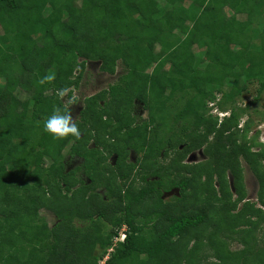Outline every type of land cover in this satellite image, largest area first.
<instances>
[{
  "label": "trees",
  "instance_id": "1",
  "mask_svg": "<svg viewBox=\"0 0 264 264\" xmlns=\"http://www.w3.org/2000/svg\"><path fill=\"white\" fill-rule=\"evenodd\" d=\"M0 27V264H264V145L211 112L264 91V0H0ZM88 60L122 70L82 98L79 138L53 139Z\"/></svg>",
  "mask_w": 264,
  "mask_h": 264
},
{
  "label": "rangeland",
  "instance_id": "2",
  "mask_svg": "<svg viewBox=\"0 0 264 264\" xmlns=\"http://www.w3.org/2000/svg\"><path fill=\"white\" fill-rule=\"evenodd\" d=\"M81 0H78L80 2ZM162 5H166L168 0H159ZM166 2V3H165ZM169 7V5H167ZM227 13L230 15L233 13L232 9L226 8ZM168 14V13H166ZM0 32H3L0 27ZM194 61L192 60L191 63ZM192 66V65H191ZM191 68V67H190ZM122 70L121 61L117 62L116 69L114 73H110L108 71H103L100 69V61L99 60H88L84 72L83 80L81 81L80 89L78 92H75L76 95H79L80 103L76 105L70 106L71 114L73 117L79 114V107L82 103V98L86 95H90L99 90H102L108 86L109 83L116 80L118 73ZM190 71L192 70L189 69ZM230 81V80H229ZM257 87L258 84L256 81L248 82L247 88L240 94L235 95L233 99L226 100L223 99L221 94H217V97L214 103L211 105V112L215 115L223 116V114L228 115L231 109L235 108L238 113V123L239 127L244 128L246 125L249 129L246 132V139L248 142L253 143V150H257L260 146L264 145V91L257 95ZM217 102V103H216ZM210 106V105H209ZM137 114L146 116L147 112L143 108L142 104H138ZM222 118V117H221ZM220 121V120H219ZM240 140L243 139V131H239ZM182 147V145L180 146ZM204 148V147H203ZM203 148L192 150L184 159L187 163L192 162H201L205 160L206 154L204 153ZM114 154L110 155L108 158L109 162L113 163ZM131 160H134V154L131 152L129 154ZM171 156L162 155L158 162L160 165L167 166L170 162ZM78 159H75L71 162V165L77 164ZM243 168V179H244V188L246 191V199L257 202V195L259 190V184L245 162H242ZM138 176V170L135 168L132 172V177L135 180ZM141 184V182L135 183V185ZM101 191V190H100ZM179 195L178 189H173L171 193L164 192L163 198H171L172 196ZM236 195H234L235 197ZM40 212L44 214L49 221V224L52 225L54 223V216L51 211L46 208H41ZM122 229V228H121ZM241 245L238 242H232V249H239ZM111 250V249H110ZM98 252V251H97ZM105 259V258H104ZM101 260V264L103 260Z\"/></svg>",
  "mask_w": 264,
  "mask_h": 264
},
{
  "label": "clouds",
  "instance_id": "3",
  "mask_svg": "<svg viewBox=\"0 0 264 264\" xmlns=\"http://www.w3.org/2000/svg\"><path fill=\"white\" fill-rule=\"evenodd\" d=\"M45 79L51 80L52 77L48 76ZM66 91V89L61 91L59 95H65ZM72 99L74 100V97ZM224 116L226 115L223 114V116H220V121ZM43 130L46 133L51 134L53 139H62L69 135L76 138H79L80 136V131L76 122L74 121L70 110L67 107L61 105H53L51 113L43 121ZM124 237L125 234L122 230L120 235L118 236V239L122 240L124 239Z\"/></svg>",
  "mask_w": 264,
  "mask_h": 264
},
{
  "label": "water",
  "instance_id": "4",
  "mask_svg": "<svg viewBox=\"0 0 264 264\" xmlns=\"http://www.w3.org/2000/svg\"><path fill=\"white\" fill-rule=\"evenodd\" d=\"M172 191H169L168 193H171Z\"/></svg>",
  "mask_w": 264,
  "mask_h": 264
}]
</instances>
